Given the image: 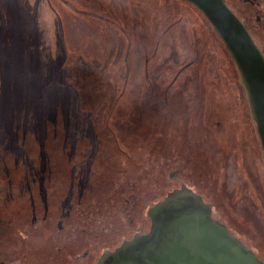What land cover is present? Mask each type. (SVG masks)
Returning <instances> with one entry per match:
<instances>
[{"label":"rangeland","instance_id":"1","mask_svg":"<svg viewBox=\"0 0 264 264\" xmlns=\"http://www.w3.org/2000/svg\"><path fill=\"white\" fill-rule=\"evenodd\" d=\"M226 2L264 51V0ZM210 27L183 0H0V264H95L185 187L264 259V158Z\"/></svg>","mask_w":264,"mask_h":264},{"label":"water","instance_id":"2","mask_svg":"<svg viewBox=\"0 0 264 264\" xmlns=\"http://www.w3.org/2000/svg\"><path fill=\"white\" fill-rule=\"evenodd\" d=\"M184 1L208 20L224 43L245 91L264 158L263 53L225 0ZM183 189L147 210L146 232L103 253L95 264H264L213 217L211 205L200 195Z\"/></svg>","mask_w":264,"mask_h":264},{"label":"trees","instance_id":"3","mask_svg":"<svg viewBox=\"0 0 264 264\" xmlns=\"http://www.w3.org/2000/svg\"><path fill=\"white\" fill-rule=\"evenodd\" d=\"M184 1V0H183ZM184 2H186V1H184ZM187 4H189L188 2H186ZM225 3H226V5L232 10V8L229 6V4L226 2V0H225ZM190 5V4H189ZM190 6H192V5H190ZM192 7H194V6H192ZM233 11V10H232ZM234 12V11H233ZM236 14V13H235ZM236 16L238 17V18H240L239 17V15H237L236 14ZM204 19H205V21H206V23L210 26V24H209V22H208V20L204 17ZM241 21H242V19H240ZM243 22V24H244V26L246 27V29H247V31L250 33V35H251V37L253 38V40L255 41V43L257 44V46L259 47V45H258V43H257V41H256V36H255V34H252V32H251V30H250V27H249V25L248 24H246L244 21H242ZM211 28V27H210ZM212 30V32L214 33V31H213V29H211ZM214 35L216 36V34L214 33ZM217 37V36H216ZM219 41L221 42V44L224 46V43L219 39ZM260 48V47H259ZM260 50H261V52L263 53V55H264V51L260 48ZM69 52H70V50H68V48H64V56L66 57L65 59H66V61H68V56H69ZM227 54V53H226ZM227 56H228V54H227ZM228 58H229V60H230V62L233 64V62H232V60H231V58L228 56ZM62 64H63V62H62ZM234 65V64H233ZM235 67V66H234ZM184 70V68L182 69V71ZM235 70H236V68H235ZM237 72V71H236ZM238 74V73H237ZM239 77V76H238ZM239 88H240V90H238L239 92H240V95H241V97L244 99V103H245V108H246V112H247V114L248 115H250V112H249V108H248V103H247V99H246V95H245V91H244V89H243V87H242V85H240L239 86ZM251 117V116H250ZM252 120V119H251ZM253 124H254V122H253ZM254 127H255V124H254ZM256 128V127H255ZM256 133H257V131H256ZM260 152H261V150H260ZM181 189H183V188H181ZM180 189V190H181ZM183 190H187V191H189V192H192V193H195L194 191H192V190H190L188 187H185ZM175 191H178V189H173L171 192H169V193H167L166 194V196L167 195H169V194H172V193H174ZM188 193V192H187ZM165 196V197H166ZM105 252H107V251H103V253H105ZM254 252V251H253ZM102 253V254H103ZM101 254V255H102ZM256 254V253H255ZM100 255V256H101ZM257 255V254H256ZM99 256V257H100ZM260 259H262L259 255H257ZM262 260H264V259H262Z\"/></svg>","mask_w":264,"mask_h":264},{"label":"flooded vegetation","instance_id":"4","mask_svg":"<svg viewBox=\"0 0 264 264\" xmlns=\"http://www.w3.org/2000/svg\"><path fill=\"white\" fill-rule=\"evenodd\" d=\"M141 233H143V232L135 233V234H133L131 237H133V236L136 235V234H141ZM128 239H130V238H128ZM128 239H123L122 242H123V241H126V240H128ZM122 242H121V243H122ZM105 251H108V250H105Z\"/></svg>","mask_w":264,"mask_h":264}]
</instances>
